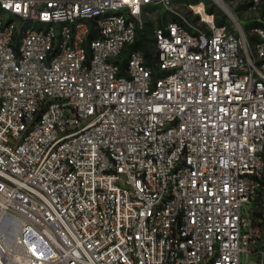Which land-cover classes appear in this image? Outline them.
<instances>
[{"label": "built area", "instance_id": "obj_1", "mask_svg": "<svg viewBox=\"0 0 264 264\" xmlns=\"http://www.w3.org/2000/svg\"><path fill=\"white\" fill-rule=\"evenodd\" d=\"M243 255L264 264V0H0V264Z\"/></svg>", "mask_w": 264, "mask_h": 264}, {"label": "trees", "instance_id": "obj_2", "mask_svg": "<svg viewBox=\"0 0 264 264\" xmlns=\"http://www.w3.org/2000/svg\"><path fill=\"white\" fill-rule=\"evenodd\" d=\"M151 28L148 26L144 29H141L138 32L137 39L131 45V48H140L143 49L147 55L150 54V46H151V39H149L148 35L150 33Z\"/></svg>", "mask_w": 264, "mask_h": 264}, {"label": "rangeland", "instance_id": "obj_3", "mask_svg": "<svg viewBox=\"0 0 264 264\" xmlns=\"http://www.w3.org/2000/svg\"><path fill=\"white\" fill-rule=\"evenodd\" d=\"M186 1H190V2H193V1H195V0H186ZM251 25H256L254 22H252V21H248L246 24H245V27H249V26H251ZM242 262H243V264H244V262H245V256L243 255L242 256Z\"/></svg>", "mask_w": 264, "mask_h": 264}, {"label": "snow or ice", "instance_id": "obj_4", "mask_svg": "<svg viewBox=\"0 0 264 264\" xmlns=\"http://www.w3.org/2000/svg\"><path fill=\"white\" fill-rule=\"evenodd\" d=\"M18 7V6H17Z\"/></svg>", "mask_w": 264, "mask_h": 264}]
</instances>
